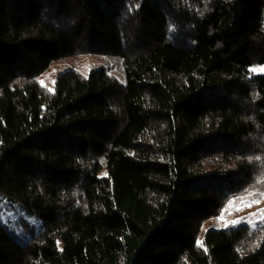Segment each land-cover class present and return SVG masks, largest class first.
<instances>
[{
	"label": "trees",
	"instance_id": "1",
	"mask_svg": "<svg viewBox=\"0 0 264 264\" xmlns=\"http://www.w3.org/2000/svg\"><path fill=\"white\" fill-rule=\"evenodd\" d=\"M254 65L264 0H0V194L44 221L0 264H264V222L199 238L264 198Z\"/></svg>",
	"mask_w": 264,
	"mask_h": 264
},
{
	"label": "rangeland",
	"instance_id": "2",
	"mask_svg": "<svg viewBox=\"0 0 264 264\" xmlns=\"http://www.w3.org/2000/svg\"><path fill=\"white\" fill-rule=\"evenodd\" d=\"M75 61V58L70 57L55 65L65 69L74 65ZM253 68L258 69V71H252ZM261 68H264V65H254L251 67V71L253 74H264V71H259ZM40 82L47 84L44 78H40ZM49 88H52V86L49 85ZM254 201H259V203H254ZM249 204L250 206H248ZM0 221L19 242H26L44 225V221L38 215L26 210L19 201L7 199L1 194ZM263 222L264 198L260 199L254 193L233 196L222 208L219 215L204 223L199 238L208 228H227L243 223L254 227ZM59 246H62L61 241H59Z\"/></svg>",
	"mask_w": 264,
	"mask_h": 264
},
{
	"label": "snow or ice",
	"instance_id": "3",
	"mask_svg": "<svg viewBox=\"0 0 264 264\" xmlns=\"http://www.w3.org/2000/svg\"><path fill=\"white\" fill-rule=\"evenodd\" d=\"M252 71H258V69H255V68H253L252 69ZM259 71H264V68H261V69H259ZM251 194V193H250ZM262 195H264V194H262ZM254 203H259V201H254ZM248 206H250V204L248 205ZM235 223V222H234Z\"/></svg>",
	"mask_w": 264,
	"mask_h": 264
}]
</instances>
